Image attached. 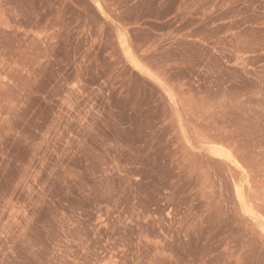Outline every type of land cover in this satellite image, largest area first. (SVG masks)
Masks as SVG:
<instances>
[{"label": "rangeland", "instance_id": "374dc122", "mask_svg": "<svg viewBox=\"0 0 264 264\" xmlns=\"http://www.w3.org/2000/svg\"><path fill=\"white\" fill-rule=\"evenodd\" d=\"M0 264H264V0H0Z\"/></svg>", "mask_w": 264, "mask_h": 264}]
</instances>
